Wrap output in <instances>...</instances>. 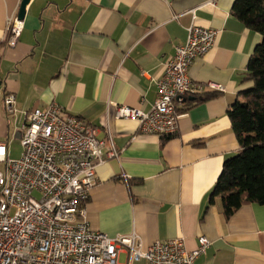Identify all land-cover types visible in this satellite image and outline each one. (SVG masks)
Listing matches in <instances>:
<instances>
[{"label": "crops", "instance_id": "obj_1", "mask_svg": "<svg viewBox=\"0 0 264 264\" xmlns=\"http://www.w3.org/2000/svg\"><path fill=\"white\" fill-rule=\"evenodd\" d=\"M233 2L30 0L19 41L7 48L6 23L21 0H0V141L19 139L22 112L56 104L95 128L99 140L109 132L119 151L95 169L85 204L92 230L110 238L135 234L143 249L183 238L192 250L205 236L211 245L194 264H264V205L244 204L225 219L218 199L208 204L223 162L238 151L226 111L251 86L243 77L260 41L230 14ZM191 25L215 30L216 39L188 76L223 91L206 90L217 95L206 101L190 98L171 137L141 134L136 122L116 119L115 105L150 110L156 81ZM8 94L19 112L12 119L2 105ZM125 261L121 253L119 263Z\"/></svg>", "mask_w": 264, "mask_h": 264}, {"label": "built area", "instance_id": "obj_2", "mask_svg": "<svg viewBox=\"0 0 264 264\" xmlns=\"http://www.w3.org/2000/svg\"><path fill=\"white\" fill-rule=\"evenodd\" d=\"M195 11H189L192 19ZM23 28L17 16L7 20V48L17 45ZM215 39V30L191 25L156 81L150 110L115 105V118L136 122L141 134L174 136L188 98L223 91L213 83H193L188 76L192 62L206 55ZM14 104L12 94L3 97L7 119L19 113ZM18 130L19 158L9 157V140L0 141V264H120L121 253L124 264H194L211 245L199 236L192 250L183 238L143 249L135 234L110 238L92 230L85 204L96 183L95 169L119 156L110 133L99 140L95 128L56 104L22 112Z\"/></svg>", "mask_w": 264, "mask_h": 264}, {"label": "trees", "instance_id": "obj_3", "mask_svg": "<svg viewBox=\"0 0 264 264\" xmlns=\"http://www.w3.org/2000/svg\"><path fill=\"white\" fill-rule=\"evenodd\" d=\"M230 14L247 29L259 34L246 67L243 82L251 86L240 93L226 113L238 143V151L228 157L208 195V204L220 201L225 219L247 203L264 205V0H234ZM216 93L197 95L206 101ZM194 101L186 100L184 111Z\"/></svg>", "mask_w": 264, "mask_h": 264}, {"label": "rangeland", "instance_id": "obj_4", "mask_svg": "<svg viewBox=\"0 0 264 264\" xmlns=\"http://www.w3.org/2000/svg\"><path fill=\"white\" fill-rule=\"evenodd\" d=\"M20 154H21V148L19 144V139L17 138L11 139L9 145V157L12 159H17L20 157Z\"/></svg>", "mask_w": 264, "mask_h": 264}, {"label": "water", "instance_id": "obj_5", "mask_svg": "<svg viewBox=\"0 0 264 264\" xmlns=\"http://www.w3.org/2000/svg\"><path fill=\"white\" fill-rule=\"evenodd\" d=\"M30 0H21L20 7L18 10V19L23 20L25 16V8L29 4ZM191 100V99H190Z\"/></svg>", "mask_w": 264, "mask_h": 264}]
</instances>
